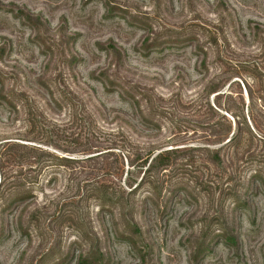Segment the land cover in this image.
Returning <instances> with one entry per match:
<instances>
[{
	"label": "rangeland",
	"instance_id": "rangeland-1",
	"mask_svg": "<svg viewBox=\"0 0 264 264\" xmlns=\"http://www.w3.org/2000/svg\"><path fill=\"white\" fill-rule=\"evenodd\" d=\"M0 163V264H264V0H0Z\"/></svg>",
	"mask_w": 264,
	"mask_h": 264
},
{
	"label": "trees",
	"instance_id": "trees-1",
	"mask_svg": "<svg viewBox=\"0 0 264 264\" xmlns=\"http://www.w3.org/2000/svg\"><path fill=\"white\" fill-rule=\"evenodd\" d=\"M232 136H234L232 134ZM233 137L229 139L230 141H233ZM13 144H6L5 146H8L7 149H5L6 153L5 156L7 155V161L9 162H19L20 164L25 163L30 159V151L28 150H36L34 148H29L22 146L24 149L27 151H20L19 149H12ZM42 152V151H40ZM169 152L165 153H158L155 155L153 158L150 160V164L148 167L151 165L152 162L158 163L159 165H167V157ZM4 155V151L1 154V156ZM41 154H39L38 157H40ZM90 158V157H89ZM86 158V159H89ZM35 160L38 162L39 160L35 158ZM60 162L64 163L63 165H67L70 163H73L74 160L69 159V158H63L59 160ZM40 162V161H39ZM6 169L4 168L3 164L0 163V198L1 200L7 201V199L13 203V202H20L28 198L32 193L30 190L31 188L27 189V186H31V184L34 182L36 176L30 175L29 178L24 177L23 173L19 174H12V173H6ZM10 202V206L11 203ZM84 261V260H83Z\"/></svg>",
	"mask_w": 264,
	"mask_h": 264
}]
</instances>
